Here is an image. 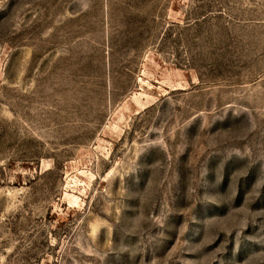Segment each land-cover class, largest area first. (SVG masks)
<instances>
[{
  "label": "rangeland",
  "instance_id": "374dc122",
  "mask_svg": "<svg viewBox=\"0 0 264 264\" xmlns=\"http://www.w3.org/2000/svg\"><path fill=\"white\" fill-rule=\"evenodd\" d=\"M0 264H264V0H0Z\"/></svg>",
  "mask_w": 264,
  "mask_h": 264
}]
</instances>
